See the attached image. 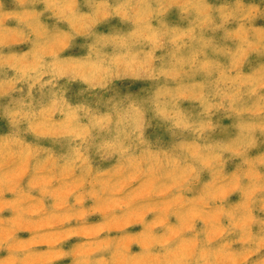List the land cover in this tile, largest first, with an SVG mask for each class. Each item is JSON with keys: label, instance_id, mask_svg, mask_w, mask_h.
Masks as SVG:
<instances>
[{"label": "rangeland", "instance_id": "1", "mask_svg": "<svg viewBox=\"0 0 264 264\" xmlns=\"http://www.w3.org/2000/svg\"><path fill=\"white\" fill-rule=\"evenodd\" d=\"M0 264H264V0H0Z\"/></svg>", "mask_w": 264, "mask_h": 264}]
</instances>
